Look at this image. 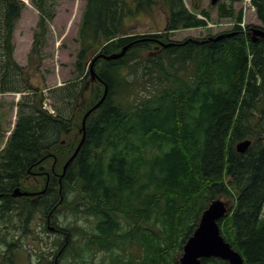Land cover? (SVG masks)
Here are the masks:
<instances>
[{
  "label": "trees",
  "instance_id": "1",
  "mask_svg": "<svg viewBox=\"0 0 264 264\" xmlns=\"http://www.w3.org/2000/svg\"><path fill=\"white\" fill-rule=\"evenodd\" d=\"M59 1L32 0L40 15L30 61L47 40ZM85 1L77 77L49 90L53 115L44 109V93L34 90L29 69L15 59L14 33L25 5L0 0V93H28L0 152V193L45 188V174L26 180L39 166L51 176L44 196L32 202L9 195L0 210L9 218V206L31 212L49 205L85 207L95 217L88 252L105 251L112 264H180L203 212L221 198L230 204L220 221L222 234L246 264H264V39L249 35L254 25L235 26L232 36L219 41L186 38L162 47L173 32L207 26L184 0H161L166 31L145 35L123 32L124 21L157 0H132L135 9L129 0ZM237 1H219V17L241 22ZM251 1L264 30V0ZM201 13L211 17L209 10ZM127 45L122 58L91 64L97 53L112 55ZM92 66L99 81L82 103ZM106 87V99L87 119L85 142L60 180L81 139L82 115ZM245 139L253 144L239 153L235 146ZM203 264L229 263L211 258Z\"/></svg>",
  "mask_w": 264,
  "mask_h": 264
},
{
  "label": "rangeland",
  "instance_id": "2",
  "mask_svg": "<svg viewBox=\"0 0 264 264\" xmlns=\"http://www.w3.org/2000/svg\"><path fill=\"white\" fill-rule=\"evenodd\" d=\"M25 4L22 12V16L17 23L16 30L14 33V43L16 45L15 59L17 62L29 69V74L31 77V83L34 90L42 91L45 98V103L49 106L53 99L49 98V90L64 84L67 81L74 80L77 77L75 71V61L77 57V52L80 48L79 43V28L81 25V20L83 12L85 9V0H60L56 7V18L50 24L49 33L44 46L39 51L38 55L34 57L33 60H29V55L32 50V45L34 42V33L37 30V23L39 21V10L34 7L32 0H21ZM130 1V6L135 9L136 3ZM188 9L193 12L198 11L197 7L200 9H206L212 12V17L209 19L210 27L205 29H195V30H180L170 34L169 39L171 41H183L186 38H204L209 34H216L229 29L234 28L235 20L231 18H220L218 9L212 7L211 0H184ZM224 3H231V0H222ZM237 11L243 12V18H246L247 24L258 25L260 22L257 19L256 13L249 7L246 12L243 9L245 6V0H238L236 3ZM3 14V7L0 4V16ZM167 9L161 0H157L151 9L147 11H141L136 16L128 15L124 21L123 32L131 35H145L151 33H161L164 32L167 26ZM224 23L225 25H221ZM90 81V79L88 80ZM20 94V95H18ZM28 93L23 92H7L6 94H0V151L5 147L8 138L10 137V132L14 129L17 122V114L19 111V104L24 100V96ZM87 111L84 113L86 115ZM83 120V119H82ZM79 129V126H78ZM42 184L40 185V187ZM43 189V188H42ZM42 189H37L34 191H40ZM225 200V199H224ZM66 212V211H64ZM4 211L0 210V217ZM64 216H70V220L63 216L62 221L66 227L75 225L79 227L73 234V244L74 247L80 248V243L84 240V231L86 229L83 227L84 223H88L85 227L91 228V223L87 216L83 214H69L64 213ZM18 222V220H17ZM67 223V224H66ZM33 230L28 229L27 235L24 236L20 234L19 229L15 226L9 225L7 228H2L3 234H0V264H27V259L17 255L15 257V262L12 261L13 252L10 251L9 246L3 242L2 239H6L8 243L15 239L20 240V246H29L33 248L34 254L38 250L31 246L28 241L30 239L37 238L36 234L40 235L43 239H48V247L54 246V241L56 236L50 234L47 235L43 229L33 225ZM39 240V239H38ZM41 243V242H39ZM19 246V247H20ZM15 247V246H14ZM17 247V248H19ZM16 248V247H15ZM135 252V248L130 249ZM88 251L87 249H82L81 252ZM21 255L25 252L24 249L20 250ZM101 257L102 262L108 260L110 262L109 254L106 252L96 251ZM31 253V252H30ZM136 255H140L139 252ZM34 260V259H33Z\"/></svg>",
  "mask_w": 264,
  "mask_h": 264
},
{
  "label": "flooded vegetation",
  "instance_id": "3",
  "mask_svg": "<svg viewBox=\"0 0 264 264\" xmlns=\"http://www.w3.org/2000/svg\"><path fill=\"white\" fill-rule=\"evenodd\" d=\"M42 168L38 167V170L30 172L29 175H27L26 180L33 178H37V174H45L47 175L48 180L51 178L49 173L45 171V167L41 166ZM54 168V167H53ZM49 176V177H48ZM11 196L10 193H0V207L6 203V198L8 196ZM12 197V196H11ZM32 202H34L31 198L28 197ZM53 202V199H51ZM20 206V205H19ZM19 206H9L7 208V212H10V217L7 218V214L3 213L0 217V234H3L2 228H7L9 225L15 226V228L19 229L20 234L26 236L28 229L33 230V225L36 227H39L43 229V231L47 235H54L56 236V240L54 241V246L48 247V239H43L40 237V235L36 234L38 236L37 238H34L33 240L30 239L28 243L35 247L38 252L33 253V248L29 246H20V240L15 239L12 242L6 244L9 246V249L11 252H13L12 261L16 263L15 257L17 255L24 257L25 260L27 259V264H101L102 259L98 255V253H92L86 251L82 252V254H76L77 251L81 252L82 249H84L87 244L91 245V241H88L86 238V235L84 236L83 242L80 243V248L74 247L73 244V234H74V226L66 227L63 222H67L70 220V216H64V213L69 214H83L87 216L88 220L92 224V222L95 220V217L88 216L86 213L85 207H78L77 210L73 211L69 207H59L57 205H49L47 207H34V211L31 212L29 208L26 207L22 211V207ZM2 210V209H1ZM4 210V208H3ZM66 211V212H64ZM22 213H25L22 215ZM63 216L68 218L67 221H62ZM9 219V220H8ZM18 220V222H17ZM67 224V223H66ZM88 223H84V228L86 231L83 230L84 233L89 230V228L85 227ZM1 237V236H0ZM41 242V243H39ZM16 248H15V247ZM20 246V247H19ZM19 247V248H17ZM24 249L25 252L22 253L20 250ZM31 252V253H30ZM59 256V257H58ZM34 259V260H33ZM106 264H108V260L104 261Z\"/></svg>",
  "mask_w": 264,
  "mask_h": 264
},
{
  "label": "water",
  "instance_id": "4",
  "mask_svg": "<svg viewBox=\"0 0 264 264\" xmlns=\"http://www.w3.org/2000/svg\"><path fill=\"white\" fill-rule=\"evenodd\" d=\"M218 0H212L213 5L217 3ZM234 33H224L220 34L217 37H209L206 40H197L190 39L195 43H205L212 41H219L225 37L232 36ZM250 35H252L253 39L257 41L260 38H264V30L259 27H252L250 31ZM172 43H163L162 47H169ZM130 45L125 46L119 53L112 54L107 56L105 54H100L96 57L94 62L100 58L104 57L107 60H113L123 57ZM98 79V75L96 71L91 67V80L86 83V86L83 90L82 97H84L85 92L89 89L92 82H95ZM108 94V87H106L105 93L102 99L93 106L84 116L82 127L79 132L83 134L82 139L73 153L72 157L65 164L63 173L61 178L64 177L67 167L70 163H72L79 153L83 143L86 139V121L87 118L97 110L101 104L104 102ZM252 145V140L246 139L238 142L236 144V150L239 153H245L250 146ZM45 192L43 190L39 193H31L27 191H23L20 187H16L13 189L11 195L15 198L22 196H31V195H41ZM228 204L221 199L213 200L212 203L208 206V208L203 212L202 217L200 219V223L196 228L194 234L188 239L187 243L183 249V255L180 258V264H203V259L209 258H220L225 261H228L229 264H245V259L242 254L234 249L232 245L226 241L225 237L222 235L221 226L219 221L223 219L228 214Z\"/></svg>",
  "mask_w": 264,
  "mask_h": 264
},
{
  "label": "bare ground",
  "instance_id": "5",
  "mask_svg": "<svg viewBox=\"0 0 264 264\" xmlns=\"http://www.w3.org/2000/svg\"><path fill=\"white\" fill-rule=\"evenodd\" d=\"M176 41H170L169 43H172V45L175 43ZM162 46V45H161ZM122 58V57H121ZM11 194V193H10ZM59 257V256H58Z\"/></svg>",
  "mask_w": 264,
  "mask_h": 264
}]
</instances>
